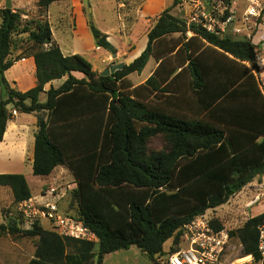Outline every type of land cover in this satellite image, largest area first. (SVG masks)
<instances>
[{"label":"trees","instance_id":"16d2710c","mask_svg":"<svg viewBox=\"0 0 264 264\" xmlns=\"http://www.w3.org/2000/svg\"><path fill=\"white\" fill-rule=\"evenodd\" d=\"M58 1L36 0V6L45 12ZM178 4L172 0L157 17L140 56L108 75L93 71L80 55L63 56L46 20L25 21L20 11L0 9V142L14 112L36 116L32 174L45 178L66 166L76 185L70 195L77 209L69 215L97 239L62 238L38 221L22 229L15 207L32 197L29 185L22 174H0V188L8 189L12 198L11 207L2 211L0 240L7 236L36 241L28 264H103L106 255L130 247L153 264H163L166 256L177 252L186 224L264 176V86L256 94L239 92L247 80H255L259 45L245 36H221L188 25L171 14ZM227 16L226 11L222 20ZM87 23L96 47L115 55L116 48L91 17ZM173 35L178 39H171ZM24 40L29 53L11 59L12 50ZM200 44L243 67L244 74L235 72L231 82L223 83ZM28 56L34 60L36 85L22 93L11 87L5 72ZM151 57L162 60L153 76L129 90L128 76L140 73ZM171 58L174 65L168 66ZM177 68L181 71L173 80L189 75V89L201 114L166 112L142 101L141 91L158 92L157 79L169 81ZM63 77L67 79L59 88L44 92L46 84ZM184 83L181 89L188 88ZM62 109L60 125L56 116ZM154 139L162 142L160 150L150 149ZM210 221L214 229H223L220 221ZM262 225L264 212L230 232L243 256L258 258Z\"/></svg>","mask_w":264,"mask_h":264},{"label":"crops","instance_id":"0c3cea01","mask_svg":"<svg viewBox=\"0 0 264 264\" xmlns=\"http://www.w3.org/2000/svg\"><path fill=\"white\" fill-rule=\"evenodd\" d=\"M13 1L14 0H11L13 7L18 10H20V8L24 9V7L19 5V2H17L15 6V1ZM101 2L104 3V1ZM91 3L92 2L90 0H61L55 2L51 4L45 11V20L50 25L52 42L59 46L63 56L66 57L72 55H80L87 61H89L91 65L93 59L100 60L102 64L108 65V67L106 65L101 70L92 66L93 71H96L98 73H102L103 69H107L113 64L124 63L128 65L132 63L136 58H138L147 46V35L149 31L156 24L157 17L166 8L165 0H144L140 8H138L137 10V15H131L130 17L125 16L126 19L124 21L122 20V17L124 18V15H119V9L123 8V3L116 0L110 1L111 9L115 14V18L113 19L114 23L107 28H103L101 30L99 28L97 29L103 34L107 35V40L116 48L117 53L113 57L101 48L96 47L95 40L89 31L87 23L88 16L85 15L84 8L85 6H88L90 11H92ZM95 6H97V3H93V8ZM53 21H55L57 25H55ZM238 24L242 25V22H238ZM63 35L66 37V41L69 44L66 47V50H63V44L60 40V37H63ZM191 36L192 34L187 37L190 38ZM195 44H199L198 41L195 42ZM263 47L264 45H262L261 50H263ZM201 48L205 50L206 56L211 60L209 62L212 64V69H214L215 72L217 71L223 83L231 82V80L235 77V72L237 75L244 74L245 70L243 67H238V65H235L224 59L213 48L207 47V45H205L204 47L201 46ZM116 58L118 59L116 60ZM161 61L162 60H156L155 58L151 57L140 73H133L129 75L127 78L131 84L129 90L145 85L146 81L153 76ZM18 64H30V78L26 80L23 79V77L12 78L11 80L7 79V81L13 89L24 93L34 88L36 85V80L34 77V60L32 57L28 56L15 63L10 69L16 67ZM173 65V58H171V65L170 63H168V66ZM257 65L259 68L258 74L260 76L261 70L264 66V59ZM220 67H224L222 71L220 70ZM180 71L181 68H177L176 72L170 77V80L165 83H163L162 79H157L160 90L168 85L169 82H171L167 90H164L165 92H161L159 90L158 92H152L151 94H149L148 89H144L143 91H141L142 101L148 106L156 107L166 112L187 114L189 116L197 114V112L201 114L197 105L193 101V96L191 90L189 89V75L185 74L184 77H179L173 80V78ZM253 74L255 76V80H247L245 84L240 87L239 92L248 90L250 93L256 94L257 88L261 91L262 86H264V82H260L262 80L261 77L257 76V73L253 72ZM73 76L78 79L82 77L80 73H73ZM66 79L67 77H63L62 79L54 80L46 84L44 86V92L48 91L50 88H59ZM243 79L244 78H242L240 83L243 81ZM184 82H186L188 88L181 89L179 86L185 84ZM147 96L148 98H146ZM39 98L40 102H44L46 96L44 93H42ZM155 99L156 101L153 102ZM64 110L65 109H62L61 112H59L56 116V121L60 125H62L61 121L65 116ZM36 121V116L32 114L18 115L14 113L12 120L7 123L3 140L0 142V174H7V171L11 170L7 167L9 165H1V160H3V162H18L20 166H23V163L28 161L32 166L34 138H30V133H32L34 136L37 130ZM16 158H18V160L13 161ZM64 167L66 166H59L55 168L50 176L54 177L55 174L60 170H64ZM50 176L45 178H49ZM44 188H46V185L42 187L40 194L42 193ZM0 212L2 214V211ZM32 242L33 240L28 241V243L26 241H17L11 243L12 248H14V250L17 252V264H28L33 259L34 246L31 245ZM11 264H14V262H12Z\"/></svg>","mask_w":264,"mask_h":264},{"label":"rangeland","instance_id":"374dc122","mask_svg":"<svg viewBox=\"0 0 264 264\" xmlns=\"http://www.w3.org/2000/svg\"><path fill=\"white\" fill-rule=\"evenodd\" d=\"M15 1V2H14ZM14 5L16 6L17 2L19 5L24 7L20 8V10L16 9L12 6V11H20L22 15V19H26L25 21H31L34 19L41 18L45 20V12L38 9L36 6V0H14ZM32 1V2H31ZM92 3V11H90L88 6H85L84 13L86 16L92 18L93 23L100 30L103 28H107L113 24V19L115 18V14L111 9L110 1L113 0H90ZM101 1H104L102 3ZM121 1L123 3L122 9H119V15L123 16L122 20L125 21V16L130 17L131 15H137V10L140 8L144 0H116ZM251 2H243L241 0H179V4L171 10V14L179 17L180 19H184L187 21L191 10L193 8V4L199 2L205 11L210 13L219 21H222V17L225 15V12H228V16H232L233 22L229 24L225 28V32H221V36H235L233 34V29L235 27L241 26L238 22H243L245 10L249 5H255L257 16L249 17L247 22H243L245 26L249 29L251 33V42L254 45H259V52H263L262 45H264V0H251ZM93 3H97V6L93 8ZM5 0H0V9L4 8ZM166 7L171 6L172 0H165ZM125 6V7H124ZM90 15V16H89ZM227 16V17H228ZM88 21V20H87ZM123 21V22H124ZM55 25L56 22L53 21ZM238 24V25H237ZM56 32V31H54ZM260 32V33H259ZM259 34V35H257ZM191 35L189 32L187 34ZM25 39V36H22ZM179 35L171 36V39H178ZM261 37V38H260ZM60 40L63 44V50H66V47L69 45L66 41V37H60ZM260 42V43H259ZM29 46L24 43L17 49H13L11 52V59H16L18 57L25 56L29 53ZM118 58H116L117 60ZM115 63V62H114ZM107 64H102L100 60L93 59L92 66L94 68L102 69ZM258 66V65H257ZM108 67V65H107ZM106 67V68H107ZM259 70V68H258ZM105 71V69H103ZM257 76L261 77V83L264 82V66L261 70V75L259 76L257 72ZM28 79L30 78V64H18L16 67L8 70L5 73L6 80H11L12 78H22ZM156 99L153 101L155 102ZM30 138H34L33 134L30 133ZM151 150H160L162 148V142L159 139H154L150 143ZM18 158L13 161H17ZM12 161V160H11ZM1 165H9L7 166L11 170L7 171V174H22L28 182L31 193L33 197L39 196L42 187L46 185L43 191L49 188L58 189L61 195L60 199V207L62 212L68 214L76 213V203L71 201V191L76 188L74 183V178L70 171L66 167L64 170H60L55 174L54 177L50 176L49 178H41L33 176L32 174V166L28 161L23 163V166H20L18 162H3L1 160ZM3 170V169H2ZM5 170V169H4ZM9 190L6 188H0V211L8 210L11 207V198H10ZM264 212V183L263 177L260 179H256L246 187H244L240 192L232 196L229 201L216 208L210 209L205 212L209 219H216L221 222L223 229L229 231H234L240 228L249 218L257 216ZM4 222V218L0 212V224ZM43 226L46 228H50V225L47 221H43ZM22 229H26L22 224ZM17 241H30V239H11L10 237H4L0 240V264H14L18 263L16 258V251L12 248L13 242ZM36 241L33 240L31 243L32 246H35ZM233 246H235V252L232 253L229 264L234 263H242L243 261H247L249 256H243L241 250V245L236 239L232 240ZM171 245V240L165 243L164 249L168 250ZM103 264H153V262L149 259L148 256L143 254L140 250L135 247H130L127 250L117 251L111 254H108L103 259Z\"/></svg>","mask_w":264,"mask_h":264},{"label":"built area","instance_id":"2783aa9c","mask_svg":"<svg viewBox=\"0 0 264 264\" xmlns=\"http://www.w3.org/2000/svg\"><path fill=\"white\" fill-rule=\"evenodd\" d=\"M241 1L253 3L251 0ZM256 10L255 5H249L245 10L244 16L246 18H243V22H247L249 17H256ZM232 22L231 15L219 21L205 11L199 2L193 4L186 21L188 25L200 26L216 35L225 32V28ZM243 22L241 26L232 30L233 34L245 36L250 40L251 33ZM263 59L264 47L263 52H256L255 63L259 64ZM58 193L59 191L55 187L49 188L42 191L38 197H31L19 202L15 207V212L19 215L20 222L27 229L37 221H47L50 227L62 238L97 241L95 235L81 221L62 212L59 203L61 195ZM210 220L206 214H202L186 224L183 227V235L177 252L166 256L163 264H229L231 255L236 250L232 244V237L229 231L225 229H214ZM257 253L258 258L249 256L247 261L234 264H264V225L259 227Z\"/></svg>","mask_w":264,"mask_h":264},{"label":"water","instance_id":"95a60500","mask_svg":"<svg viewBox=\"0 0 264 264\" xmlns=\"http://www.w3.org/2000/svg\"><path fill=\"white\" fill-rule=\"evenodd\" d=\"M5 9H11L12 8V3L11 0H5L4 4ZM115 55H113L114 57ZM122 68V63L117 64V65H112L109 68L105 69V71L102 72L103 75H108L110 72H113L116 69H121Z\"/></svg>","mask_w":264,"mask_h":264},{"label":"bare ground","instance_id":"6f19581e","mask_svg":"<svg viewBox=\"0 0 264 264\" xmlns=\"http://www.w3.org/2000/svg\"><path fill=\"white\" fill-rule=\"evenodd\" d=\"M248 260V259H247Z\"/></svg>","mask_w":264,"mask_h":264}]
</instances>
